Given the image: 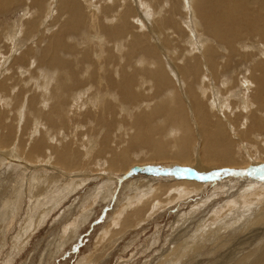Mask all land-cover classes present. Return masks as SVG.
<instances>
[{"label":"rangeland","instance_id":"374dc122","mask_svg":"<svg viewBox=\"0 0 264 264\" xmlns=\"http://www.w3.org/2000/svg\"><path fill=\"white\" fill-rule=\"evenodd\" d=\"M26 1L21 0L18 5L12 7L13 9L11 8L10 11H8L7 13L0 14V80L5 79V77L7 76H12L13 81L15 80L16 82L14 83V86H12L13 81L10 80L9 83L10 82L12 83H10L9 85L7 95L5 94L4 96V94L1 93V96H3V98H0V109L4 111L5 116L7 114L9 115L8 118L5 117L7 120L6 119L4 120L5 121L4 124L5 123L8 124L7 121H10V123L14 122L13 126L15 127L16 130L14 132V135H12L11 140H9L10 143L7 142L5 143V145H0V151L8 152V157H9L8 159L5 157L0 158L1 159L0 160V175H1L0 192L1 191L4 192L5 198L3 199L8 200V203L5 206V210H4L8 214L7 216L8 218L5 217L6 221L4 222V220L3 221L1 220L0 222L1 224L0 230H2L0 231V233L3 234L1 235L2 237L1 241L3 242L1 244L2 249L0 250V264H152V262H154L155 260H157L156 264L158 263L162 264L163 255L166 250H170V251L173 250L174 254H176L177 251H178L177 253H180L181 252L180 250H182V246H184L183 244H185L186 242L187 243L189 242L191 244L189 246L190 249L187 251H189V253L191 251L194 252L193 253L191 252L190 253L191 255H189L188 252H186L184 254V256L188 254V256L186 255L188 258H186L185 256L186 259H184V256L182 257L183 259L173 256L175 257L174 258L175 260L173 262L174 264H210V263L231 264L232 262H233L232 264H236L240 258H244V257H245V261L248 263H251L252 260H253L252 262L256 261L257 260L256 256H258L264 249L263 246L264 244V226H263L264 225V216H263L264 215V153H263L264 135L255 131L256 129L251 119L253 117H259V119L263 120L264 122V110L259 108L258 106L259 101L256 99L257 97L254 92L256 90V86L255 83L251 81L252 79L249 78L248 71L246 72V69L244 70L243 67L241 69L233 68L236 71H239V72H235L232 71L233 69H231V71L233 72L232 76H234V78L229 79L230 81L224 80L223 78H219L221 82L219 80H218L219 82L215 81L213 86L212 85L213 81L209 80L210 79L209 72L206 71V69L204 68L203 71L205 73L203 72L202 74L203 77L205 78L201 76V79H199V82L201 80V82L199 83L200 85L193 86V89H196V87H198L197 89L200 90L197 91L200 93L202 89L206 91V98L208 96L207 102L213 101V99H215L214 97L216 96L218 98H221L217 100L219 102L221 101L220 102L221 105H219V102L217 105L221 107V112L223 115L220 114L219 115L222 117L224 122H227L229 120L228 121V125L230 124V126H228L229 131H231V129L233 128V131L230 132L233 140H235V144L233 147L235 148V152L238 153L241 163L243 162L244 164V162L247 161L245 162L244 165H238L236 167L226 166L223 168L220 167V169L218 170H216L217 167L211 168L210 170H208L209 172L207 171L206 173H208L207 176L214 174L215 176L214 175L212 176L213 179L206 177L205 175H204L205 178H200L201 176L199 175L204 174V172L202 171V173H200L201 171L195 170V166L193 165L195 164L194 162L196 160H191L192 162H190V165H187V163L186 165L176 164L169 161H161L155 163L146 161L147 162L146 164L143 163L142 165L140 164L134 165L128 171L125 170L126 172H123L124 170L122 169L107 170L106 163L104 162L106 161L105 155L98 154L97 152L98 150H100L102 146L101 145L102 143L100 142L101 140L100 136L103 138L104 134L102 133H104L106 128L104 125L96 126L97 123L92 121V118L90 117L87 118L85 116L86 114L85 112L88 113L89 111L93 112L96 110V108L93 109V106L91 105V103H94V101L92 102L88 99V97L89 98L90 96L92 97L91 95L92 93L90 92L89 90L90 88L88 86V84H91V82L84 84V86L81 88L82 89L81 95L82 94L83 95L76 97L77 100H75V97H72L73 99L72 100L70 99L71 102L67 101L68 104L66 105V110H65L66 115L64 118L66 123L64 124V127L60 126L59 124L53 126V128H55L56 131H54V133L51 134L52 136H50L49 141L50 143H52L51 145L53 144L54 146L57 145L56 147H60L63 143L68 142L71 146L74 147V149H77L79 153L82 154L81 155L82 157H85L86 159L88 158L87 160H89L91 154H96L97 152L96 154L97 156H92V158L93 157L95 158L94 162H92V164L90 165L85 164L83 167L77 168L76 170L72 169L71 172V170L67 171L64 168H62L61 165L57 163L55 164L52 155L51 156L48 154L43 155L44 160L41 159L43 162L30 161L29 159L26 158L24 153H26V151L29 150V147L32 144L33 139L40 137L44 133V129L46 127L44 126V124L42 125L40 124L43 122L39 123L40 119L37 118L38 116H34L32 115V113H30V115L27 116V114L30 112L28 111L29 106L27 104V97L29 96V92L31 91L30 89L29 92H27L28 94L23 96V98L17 103L14 101L13 96L16 93H18V90H20L21 86L23 85V84L21 85V83H25L24 81L29 82L26 84L31 86L33 90H35V88L37 90V87L40 86V82H43V80L41 81L40 77L42 78L43 74L45 73V69H42L40 67L38 68V70L37 68L34 69L35 64L33 62L31 63V60H33V56H31L32 59H29L28 64H26L25 66L14 64V58H15L14 55L17 52H19V50L22 48V44L18 43L17 47H15L13 44H11V42L5 39L6 32L16 27L17 31L19 32H17L18 37L17 36L15 37H17L18 39L20 38L21 41L23 40L22 34L25 31L21 33L22 23L24 22L23 21L24 16L28 15L27 12L31 14V11L29 12V9L32 7V5H30L32 3V0H26ZM184 1L181 0V4H180L181 6H179L180 7L179 10L175 11V13L173 11L174 5L171 2V0H84L83 4L86 6V11L88 10L87 12L89 13L98 12L97 13L98 19L96 20H99V22L102 25L110 24L111 26H114L116 23L118 24L119 17L121 18L124 14L123 13L124 7L129 5L132 8V10H130L131 11L130 17H128L129 19L128 23H130V25H132L133 27L131 29L137 34H143L148 43H150L151 41V44H154L156 52H159V54L161 55L158 56L162 58L164 62L165 61L167 62L165 63L166 69L168 68L169 70L168 74L170 76L172 75L170 78H173L172 79L173 80L172 83L174 84L173 92L176 93L178 96H180V98L183 99L182 101H186L185 98L189 99V95L187 93L188 87L185 84H183L184 80H182V82L177 81L169 68L171 67V69H174L173 67H175L177 69L178 65L182 63L183 57H190L191 54L196 55L195 53H197V51H198L197 54L201 55L200 49L202 48H200L201 45L196 43L200 40L197 34L200 35L201 27H195L192 24H188V25L186 24L188 22V19L190 21L189 18L190 10H188L183 6L184 4H186ZM196 6H197V0L195 7ZM104 7L109 8L108 13L103 11ZM164 14L168 18L177 20L179 24L178 29L172 28L171 26L173 25H169L170 23H167L166 21L165 23L160 22L161 19H166L164 17ZM192 18L195 21L197 20L195 15L192 16ZM91 19L92 22L96 21L94 18H90L88 21L91 22ZM49 20H50L49 15H47V17H45V22L49 23ZM159 22L162 23V25L164 26L163 28H161ZM19 26L20 29L18 30ZM40 27L44 28L43 26ZM35 33H37V31ZM35 33L32 34L28 33V34L32 36ZM26 34L27 33L25 32L23 35ZM103 36H104V32L101 29L94 27L93 32H91L89 36L92 42H94L95 44L94 49H92L93 47H91V44L82 45V46L91 47L93 52L91 54V57L88 59L89 61L84 63L83 65V68H85L84 74L81 72L80 75L83 78H87L86 76L87 70L92 69L90 70L91 72L93 70L94 72H97L98 80L100 82H98L96 85L100 86L102 93H104L103 95L105 100L110 99L114 103L116 102V104H118L117 107L120 108L122 107L121 102L117 103V101L118 99L121 100V97L123 98V96L120 93L121 91L118 88L119 84L117 82L121 80L122 74L123 72H125V70L128 72L132 70L130 64L128 67L126 66L125 62L123 63V59L133 58L132 61H135L137 65L135 66V68L138 69V62H139L138 60L139 57L142 56L140 55L142 53L138 51V52H134L131 55H127V44H128L127 40H131L132 33H124L122 35L121 32L120 34L117 35L115 39H110V38L106 39ZM170 38H172L173 40ZM100 40H102L103 42ZM249 40L252 39H246L245 41L248 43L249 46H251V44H249L250 43ZM256 40H260L259 37H256ZM29 41L31 42L30 46L34 45L33 44L34 41L32 38ZM88 42L91 43L90 41ZM170 42L173 43L174 46L172 44L171 46ZM241 43H242L241 41L240 42L238 41L237 46L241 48L242 53L244 52L247 53L250 50L255 51L257 49V48H253V49L242 48ZM255 44H257V42ZM98 45L100 46V48ZM178 45L182 47L178 48L177 47ZM172 47H176V49L179 50V53L181 55L175 54L174 51L172 50L173 49ZM216 47L218 49V55L221 56L225 55V53L223 52L224 51L223 47H220L219 45H217ZM190 48L194 49V50L192 49L191 51L192 53L190 51L188 52ZM182 55L184 56L182 57ZM151 56L156 57L155 54L153 55L149 54L147 61L153 62L151 61L152 60ZM259 57L260 55H257L255 59L264 60V55H261L262 58ZM171 60L176 64H174ZM86 66H88L89 69H87ZM31 77L38 79L37 80L35 79L33 82L31 81ZM43 77H45V75ZM139 77L138 74L134 77L135 81H137L138 78V82H137L138 84L143 83V80L146 79L145 76L141 73H139ZM179 78L182 77H178V80ZM108 79H112L114 83V84L112 83L110 87H109L110 83L107 84ZM147 79L152 80L151 78H147ZM203 85H205L206 87ZM145 86L144 87L146 89L144 87L139 89H141L143 92H146V94L148 95L149 93H151L148 91L150 85L148 84ZM84 93H86L87 95ZM94 94H96L97 96L100 95L97 93ZM147 95L146 97H149ZM20 102H22V105H20L21 104ZM210 102L209 105H211ZM85 103L87 104V106ZM226 104L230 109L226 107L227 106ZM43 106L44 104L41 105L40 102V107L37 106V108L42 109ZM79 107L81 109H79ZM189 107L190 106H188L187 109L188 110L187 113H189V115L187 114L188 115L187 119L192 125V129L195 130L196 125H198L196 124L197 120L194 114H193L194 116L191 115L192 113L190 112L191 110H189ZM25 108H28V110ZM216 108L217 107H215L214 109ZM140 109L141 107L138 106L136 108V111L137 110L139 111ZM124 110L125 108L122 109L121 112L119 110L118 115L114 118L115 120L114 122L118 124L117 128H115L114 131L112 130L113 134L111 135V138L114 141L118 139L121 140L120 131L124 132V128H122L121 126L122 124L125 123L124 122L125 119H123V116L124 114H126L127 110L125 111ZM144 110H148V108H144ZM136 111L135 109H132V112L136 113ZM124 125L127 126L126 123ZM56 128L58 129V131ZM91 128H93L94 131L89 133V130ZM20 130H22L21 131L22 133L20 132ZM0 133H1L0 140L3 141V139L6 137V131H3V128L2 129L0 128ZM20 133L22 134V136ZM75 134L80 136L78 137ZM165 134L166 133H164L162 136H164ZM124 135L123 136L125 138L126 136H129L127 135V132ZM22 137H23V142H22L23 147L22 146L20 147V138ZM77 137L79 140H77ZM200 137L201 136L198 133V135L196 134L192 140V148L190 149V152L192 154V159L197 158V154H198L197 150L200 149V143H201ZM80 139L82 142L80 141ZM119 145L123 146L124 143L121 142V144ZM16 146L19 147V149L17 148L19 151L16 150ZM14 150H16V153H14L15 152ZM131 153L132 155L130 156V160L131 162H134L144 157L146 151L143 149L142 151L134 150ZM99 159H102V161L104 162L103 166L100 165L102 163L97 162V160ZM22 162L23 163L26 162L28 164L30 163L33 165L39 163L38 165L41 166L45 165L46 167L33 168L36 171L29 173V170L26 171L25 166L19 165ZM51 165L54 168L62 170L63 172L70 173V175L75 173L77 177H74L75 180H73V182L68 185V183H70L72 179H70L71 180L70 181L69 178L67 179L63 177L62 174H59L58 171L51 168L52 167ZM211 170H215L216 174L214 172H210ZM78 171L81 174H78ZM44 173L46 175H44ZM48 174L54 176L53 182H57L59 184L58 187L62 189L56 191L53 190L54 189L53 188L50 191V193H46L47 190H49V188L47 187L48 184H45L41 181L42 179H44V176H49ZM94 174L97 175V177H95ZM58 177H60V179ZM146 177H151V178L153 177L154 185L139 186V188L142 191L138 193L139 194L142 193L146 197L149 196L151 193L152 194L160 193V192L164 193L162 194V198L156 200L157 203L156 202L153 203V205H155L157 208L159 207V205L157 204L159 203L161 204V202H166L168 200L165 197L167 196L172 197V195L175 196L170 198L171 200L169 199L170 202L168 203L170 204H166V205L163 204L161 210L159 209L158 212H156L152 217L150 216L151 215L150 213H149L150 215L146 214L147 217L143 218V221L140 223L141 225H143L142 223H144L143 225L144 227L142 226L143 228L141 227V225L126 228L124 226V224L126 223V218L131 216V214L134 212L137 205L135 206L133 205L135 204V202L137 204V200H139L136 193L132 192V189L134 187V184H136V182L145 180ZM7 179L9 180L10 183L8 182ZM175 179L187 180V181L193 180L194 182L200 185L201 189L199 188L200 190L199 192H195L193 191V189H189L188 192L191 194L185 193L184 196L182 195L178 196V187L175 190L174 189L175 187L169 185L171 182L172 183L176 182ZM199 179H201V182L199 181ZM1 180H3L4 182ZM158 180H160V182ZM225 180L228 181L226 182ZM245 180H247L248 182L251 181L250 182L251 190H249L248 192L245 191L246 190L245 185H243L244 182H246ZM6 181L9 184V186H7L8 184H5ZM167 182L168 184H166ZM230 182H231V187H228L227 189H223V190L222 188L220 189V187H222L221 184L224 183L223 185L225 186L227 185V183L229 184ZM164 184L167 185L166 191H169L167 192V194L165 193L166 192L165 190L161 191V186H163ZM5 186H7L6 188L7 191L5 190ZM179 186L180 187L184 186L186 189H188L184 183L181 185L179 184ZM39 190H41V192ZM152 190L153 191L155 190L154 193ZM38 192H40V194H37ZM240 193H241L240 198L242 197L241 200L245 197L242 201L239 200L238 199L239 196H237L238 194L240 195ZM132 197L134 201L130 202V199H132ZM207 199H209L210 201H208ZM234 199H238L239 202L238 200H234ZM15 200H17V202ZM171 201H173V204ZM242 202L245 205H243ZM206 203H208L209 205H206ZM240 203L242 205H240ZM247 203L248 205H246ZM153 205L151 206L154 207ZM204 206L206 207L204 208ZM152 207L149 211L154 210L152 209ZM259 207L261 208L258 209ZM215 208H217V210ZM255 208L258 209V210L256 209L257 212L254 211ZM232 209L235 211H233ZM213 213L217 216L215 215L212 216ZM257 214L262 216L261 219L263 225L260 224L261 222L257 224L256 218L259 217V215ZM234 215H236L235 216L236 218H234ZM152 218L155 219L151 220ZM235 219L238 221L235 222ZM224 221L227 223L225 224ZM134 222H138L137 219L132 221V223ZM216 222L217 225L215 224ZM218 223H220V225ZM249 225H251V227ZM236 226L238 228L241 227L242 230L236 228ZM251 228L254 229L253 231L255 232H253ZM226 229L227 231L224 232ZM231 229H233L234 231H232ZM124 230L126 233L124 232ZM246 231L249 234H247ZM233 233H236V235ZM244 233H246L247 235ZM252 233H254L255 235ZM262 234L263 237H261ZM175 237L179 239L177 243H175L176 241L174 240ZM249 237L250 240L253 237V239L251 240L252 243L250 240L248 241ZM240 238L242 241L240 240ZM195 241L196 242L201 241L202 243L197 242L198 244H196ZM243 241L245 242V244ZM203 243L204 244L207 243L206 246H204ZM220 243H222L223 246L226 244V246L219 247V245L222 246ZM199 244L202 245V248ZM248 244H250L251 249ZM203 246L205 248H203ZM246 249H249L247 250V253H246ZM252 249L253 252H250L252 251ZM203 251L205 252L208 251L210 254L207 252L206 255L209 256H206L205 252ZM238 252L240 253V255ZM245 253L246 255L247 254L248 255L247 256L244 255ZM252 253H254L255 255H253ZM215 254H217V256ZM200 256L203 258L200 259L199 258ZM253 257H255V259ZM176 258L178 260H176ZM217 258L220 260H218ZM231 258L233 261H231ZM205 259L206 261L209 262H206ZM203 261H205V263Z\"/></svg>","mask_w":264,"mask_h":264},{"label":"bare ground","instance_id":"6f19581e","mask_svg":"<svg viewBox=\"0 0 264 264\" xmlns=\"http://www.w3.org/2000/svg\"><path fill=\"white\" fill-rule=\"evenodd\" d=\"M20 1L21 0H0V14L7 13L8 11H10V9L12 7H14L15 5H18ZM24 1H26V0H24ZM83 1L84 0H32V3L30 4V5H32V7L29 9V12L31 11V14L27 12L28 15L24 16V20H23L24 22L22 23L21 33L23 31H25L27 34L28 33L32 34V33H35L36 31H37V33H35L31 36L29 34L23 35L25 33L24 32L22 34V37H23L22 41L20 38H19L20 40L17 38L18 37L17 32H19V31H17L16 27H14L13 29H10V31L6 32V34H5V39L8 40L9 42H11V44H13L15 47H17L18 43L22 44V48L19 50V52H17L14 55L15 56L14 64L25 66L26 64H28V60L32 59L31 56H33V60H31V63L33 62L35 64L34 65L35 68L34 67L33 68L34 69L37 68V70L39 67L42 69H45V73L43 74V76L45 75V77H43V76H42V78L40 77L41 81L43 80V82H40V86L37 87L38 91L36 90V88H35V90H33V88L31 86L26 84L29 82L24 81L25 83H21V85L22 84L23 85L22 86L20 85L21 88H20V90H18V93H16L13 96L14 101L17 103L18 101H20L23 98V96L28 94L27 92H29V89H30L32 92L30 91L29 96L27 97V104L29 106V110H28V108H25L28 111H30L27 114V116L30 115V113H32V115H34V116H38L37 118L40 119L39 123L43 122L40 124L41 125L44 124V126L46 127L44 129V133L40 137L33 139V142L30 145L29 150H28L29 152L26 151V153H24L26 158L29 159L30 161H37V162L39 161L40 162V161L44 160L43 155H46V154H48L50 156L52 155L53 161L55 162V164L57 163V164L61 165L62 168H64L65 170H67V171L71 170V172H72V169L76 170L77 168L83 167L85 164H89V165L92 164V162H94V160H95V158L93 157L94 158L93 159L92 156H97L96 155L97 152H98V154H104L105 155L106 161H104V162L106 163L107 170L108 169L109 170L110 169L111 170L122 169V170H124L123 172H126L125 170L128 171L134 165H139V164L142 165L143 163L146 164L147 163L146 161H149L151 163L152 162L155 163V162H161V161H169V162L176 163V164L186 165V163H187V165H190V162H192L191 160H196L194 162L195 164L193 165V166H195V170L201 171L200 173H202V171L204 172V174L199 175V176H201L200 178H205V176L212 178V176L214 174L207 176L208 173H206V172L213 167H215V168L217 167L216 170H218V169H220V167L221 168L226 167V166H233V167L235 166L236 167L238 165H244L245 162H247V161H245L244 164H243V162L241 163L240 157H239L238 153L235 152V148L233 147L235 144V140H233L231 133H230L231 131H233V128L231 127L232 129L230 128L231 131H229L228 130V126H230V124L228 125L229 120L227 122H224L222 117L220 116V115H223L221 112V107L219 106V105H221L220 104L221 101L219 102L217 100L221 99V98H218L217 96L214 97L215 99H213V101H211V102L209 101L211 103V105H209V102H207L208 96L206 98V91L201 88L202 91L200 93V92H198L200 89L198 90L197 89L198 87H196V89H193V86L200 85L199 83L201 82V80L199 82V79H201V76L203 77L202 73L204 72L203 71L204 68L206 69V71L209 72V75H210L209 80L213 81L212 85L214 86L215 81H218L219 78H223L224 80L230 81L229 79L234 78V76H232L233 75L232 71L239 72V71H236L235 69H239V68L241 69L243 67L244 70L246 69V72L248 71L249 78L252 79L251 81L253 83H255L256 90L254 92H255L256 97H257L256 99L259 101L258 106H259V108L264 110V60L263 59L262 60L261 59H255V57H257V55H260V57H261V55H264V0H197V6L196 7H195L196 0H186V1L183 0L186 4H184V2H183L184 5L183 4L182 5L185 8H187L188 10H190V13H189L190 14V16H189L190 21L188 19V22L186 21L187 22L186 24L187 25L192 24L195 27H201L200 35L197 34V36L200 40L196 43L201 45L200 48H202V49H200L201 55L197 54L198 53L197 50H196L197 53H195L196 55L191 54L190 57H183L184 55H182V57H183L182 63L180 65H178L177 69L175 67H173L174 69H171V67L169 68L170 71L172 72V74L175 76L176 80L181 81V82H182V80H184L183 84H185L188 87V92H187V90H186V92L189 95V99L185 98L186 101H182L183 99H181L180 96H178L176 93L173 92L174 91L173 90L174 84L172 83L173 78H170L172 75L170 76L168 74V71H169L168 68L166 69L165 63H167V62L166 61L164 62V60H162V58L159 57L161 55L159 54V52H156L154 44H151V41H150V43H148L143 34H137L131 29L133 27H132V25H130V23H128V20H129L128 17H130V14H131L130 10H132V8L129 5L124 7V12H123L124 14L121 18L119 17L118 24L116 23L114 26H111L110 24L102 25L99 22V20H96V19H98L97 18V16H98L97 11H96L97 13L87 12L88 10L86 11V6L83 4ZM171 2L174 5L173 11L175 13V11L179 10V8H180L179 6H181L180 5L181 0H171ZM191 2L193 3V6H192ZM26 3H27V1H26ZM103 11L108 13L109 8L104 7ZM100 12H101V10H100ZM101 14H102V12H101ZM47 15H49V19H50L49 23L45 22V17H47ZM194 15L196 16V19H197L196 21H198V22H196L192 18V16H194ZM164 17L166 19H161L160 22L165 23V21H166L167 23H170L169 25L174 26V27L171 26L172 28L178 29L179 24H178L177 20H173L171 18H168L165 16V14H164ZM90 18H94L96 21L92 22V19H91V22H89L88 20ZM160 22H159V24H160L161 28H163L164 26ZM40 26H43L44 28H41ZM94 27L101 29L104 32L103 37H105L106 39L107 38L115 39L117 37V35L120 34L121 32H122V35L124 33H132L131 40H127V43H128L127 44V55H131L134 52H138V51H140V53H142V54H140L142 56H140L139 60H138L140 62V63L138 62V69L135 68V66H137V65H136L135 61H132L133 58L123 59V63L125 62L126 66H128V67L130 64L132 70H130V72L125 70V72H123V74H122L121 80H119L117 82L119 84L118 88L121 91L120 93L123 96V98L121 97V100L118 99V101H117V103L121 102L122 107H120V108L117 107L118 104H116V102L114 103L110 99L105 100L104 95H103L104 93H102L100 86L96 85L98 82H100L98 80V73L97 72H94V70L91 72L90 70H92V69H90V70H87V73H86L87 78H83L80 75L81 72L84 74L85 68H83V65H84V63L89 61L88 59L91 57V54L93 52L92 49H94V47H95L94 42H92V40L89 37L91 32H93ZM166 28H168V27H166ZM5 29H6V27H5ZM19 29H20V26H19L18 30ZM179 30H181V29H179ZM15 36H17V37H15ZM24 36H26V37H24ZM169 36H171V35H169ZM256 37H259L260 40H256ZM31 38L34 41L33 42L34 45H32V46H30L31 42L29 41ZM172 38H170V39H172ZM188 39H190V38H188ZM246 39H252V40H249V42H250L249 44H251V46H249L248 43L245 41ZM82 41H84V42H82ZM88 41H90L91 43H89ZM100 41H102V40H100ZM154 41H157V40H154ZM238 41L242 42L241 43L242 48H245V49L246 48L247 49L248 48H250V49L251 48L252 49L257 48V49L255 51L250 50V51H248L249 53L248 52L242 53L241 48H239L237 46ZM256 42H257V44H255ZM90 44H91V47H93L92 49L89 46H82V45H90ZM171 44L173 45V43L170 42V45ZM215 45L216 46L219 45L220 47H223V49H224L223 52L225 53V55H223V56L218 55V49ZM177 47L179 48L180 46L178 45ZM99 48H100V46H99ZM172 48H173L172 50L174 51L175 54L181 55L179 53V50L176 49V47H172ZM197 48H199V47H197ZM192 49L193 48H190V50H188V52L189 51L191 52ZM181 52H182V50H181ZM149 54L150 55L155 54L156 57L151 56V59H152L151 61H153V62L147 61ZM180 59H182V58H180ZM232 60H234L235 62ZM174 64H176V63H174ZM86 68L89 69L88 66H86ZM233 68H235V69H233ZM231 69H233V70L231 71ZM139 73L143 74L146 78L143 80V83H140V84L137 83L138 78H137V81L134 80V77L137 74L139 77ZM117 75H118V73H117ZM207 75H208V73H207ZM178 77H182V78H179V80H178ZM147 78H151L153 81L148 80ZM203 78H205V77H203ZM35 79L37 80L38 78L31 77V81L34 82ZM10 80L13 81L12 76H7V77H5V79L0 80V96H1V93L4 94V96H5V94L7 95L9 85H10V83H12V82L9 83ZM197 81H198V83H197ZM90 82H91V84H88V86L90 88L89 89L90 92L92 93V94L90 93L92 95V97L90 96V98L88 97V99L92 102L94 101V103H91V105L93 106V109L96 108V110L93 112L89 111L88 113L85 112L86 113L85 116L87 118H89V117L92 118V121L97 123L96 126L104 125L106 130L104 131V133H102V134H104L103 138L99 135L101 138L100 142L102 143L100 150H98L96 152V154H91V156L89 155L90 156L89 160H87L88 158L86 159L85 157H82L81 156L82 154H80L77 149H74V147L71 146L68 142L63 143L62 145L60 144L61 145L60 147H56L57 145H55V146H54V144L51 145L52 143H50L49 138H50V136H52L51 134H53L54 131H56L55 128H53V126L59 124L60 126L64 127V124L66 123L64 118L66 115V113H65L66 112L65 111L66 105L68 104L67 101L71 102V100L73 99L72 97H75V100H77L76 97L82 96L83 94L81 95V93H82L81 88L84 86V84H87ZM139 82H141V81H139ZM14 83H16L15 80L12 83L13 85L12 84L11 85L14 86ZM108 83H110L109 84V87H110V85L113 83L112 79H108L107 84ZM148 84L150 85V88L148 91L151 93H149L147 95L146 92H143L139 88H142ZM32 85H34V84H32ZM205 85H203V86H205ZM234 92H236V91H234ZM94 93H97L100 95L97 96ZM84 94H86V93H84ZM146 95L149 97H146ZM0 98H3V96H1ZM151 98H153V99H151ZM40 102H41V105L44 104L42 109L37 108V106L40 107ZM218 102H219V105H217ZM20 103H21L20 105H22V102H20ZM122 104L124 106H126L127 108L124 107ZM86 106H87V104H86ZM138 106L141 107V109L139 111L138 110L136 111V108ZM188 106H190L189 110H191L190 111L192 113L191 115L194 114L196 117V120H197L196 124H198V125H196L195 130L192 129V125L190 124L189 120L187 119L188 118L187 116L189 115V113H187L188 112V110H187ZM80 107H79V109H81ZM123 107L125 108V110H127L126 114L123 113L124 114L123 119H125L124 122L126 123L127 126H125L124 125L125 123L123 122L124 124H122L121 126H122V128H124V132L120 131V134H121L120 139L121 140L118 139V140L114 141L111 138V135L113 134L112 130L114 131L115 128H117V126H118V124H116L114 122L115 121L114 118L118 115L119 110L121 112L122 109H124ZM215 107H217V108L214 109ZM226 107H228V105ZM144 108H148V110H144ZM132 109H135L136 113L132 112ZM228 109H230V108L228 107ZM222 110H223V108H222ZM8 116H9L8 114L5 116L4 111L0 109V128L1 129L3 128V131H6V137L4 136L5 138L3 139V141L0 140L1 141L0 145H5V143L9 142V140H11L12 135H14V132L16 131L15 127L13 126L14 122L10 123V121H7L8 124L7 123L4 124V122H5L4 120L6 119L5 117L8 118ZM29 118H31V117H29ZM220 118H221V120H220ZM12 119H10V120H12ZM27 119H28V117H27ZM251 121L253 122V125L255 126V129H256L255 131L264 135V122H263V120H260L259 117H253L251 119ZM65 126H67V125H65ZM113 127H114V129H113ZM21 131L22 130H20V132ZM57 131H58V129H57ZM92 131H94L93 128H91L89 130V133ZM1 132H2V130H1ZM126 132H127V135H129V136H126V138H125L124 134ZM164 133H166V134L164 136H162ZM198 133L201 136L200 137V139H201L200 149L197 148V149H199V150H197L198 151L197 152L198 153L197 158L192 159V154L190 152V149L192 148V140L196 134L198 135ZM29 134H26V135H29ZM38 134H40V133H38ZM21 136H22V134H21ZM76 136H78V135H76ZM78 137H77V140H79ZM1 138H2V136H1ZM91 138H92V135H91ZM80 141H81V139H80ZM22 142H23V137L20 138V147L22 146ZM121 142L124 143L123 146L119 145V144H121ZM17 148L19 149V147L16 146V150L19 151ZM142 149L146 151L145 156L142 158L139 157L140 159H138V160H140V161L136 160L134 162H131V160H130V156L132 155L131 152L134 150L142 151ZM16 150H14L15 151L14 153H16ZM21 152H23V151H21ZM92 153H94V152H92ZM140 153H142V152H140ZM88 154H89V152H88ZM18 155H19V153H18ZM1 157H3V158L5 157L8 159L9 158L8 152L0 151V158ZM87 157H88V155H87ZM97 158H99V157H97ZM10 162H12V161H10ZM97 162L102 163V164H100L102 166L104 165V162L102 161V159L97 160ZM16 164H17V162H16ZM38 164L36 163L33 165L30 163L28 164L26 162L25 163L22 162L19 165L25 166L26 171L29 170V173H30V172L36 171L33 168L46 167L45 165L41 166ZM51 168L58 171L59 174L63 175V177H65L67 179L69 178V180L72 179V181L70 180L71 182L68 183V185L71 184L73 182V180H75L74 177H77V175L75 173L70 175V173L63 172L62 170L54 168L53 166ZM1 172H2V170H1ZM8 172H10V171H8ZM210 172L215 173V170H211ZM78 174H81V173H79V171H78ZM44 175H46V174L44 173ZM50 175L44 176V179H42V181H41L45 184H48L47 187L49 188V190H47L46 193H50V191L53 188H54L53 190H56V191H59L60 189H62V188L58 187L59 184L57 182H53L54 176H52V175L50 176ZM88 175H90V174H88ZM38 176H40V175H38ZM6 177H4V178H6ZM41 177H42V175H41ZM95 177H97V175H95ZM153 177L152 178L146 177L145 180H141V181L137 180L138 182H136V184H134L132 192L136 193L139 200L136 199L137 204L135 202V204L133 206L137 205V207L135 208V210L131 214V216H129L130 218L129 217L126 218V223L124 224V226L126 228L141 225L140 223L143 221V218L147 217L146 214L150 213L151 215L150 214L149 215L152 217L156 212H158L159 209L161 210V208L163 207V204H165V205L170 204V203H168L171 200L170 198L175 196V195H172V197H170V196L165 197L168 200L166 202H161V204L158 202L159 204H157V205H159V207L157 208L155 205H153V203H155L156 200L162 198V194H164V193H161V192L160 193H154L155 190L154 191L152 190L154 194L151 193L147 197L144 196V194H142V193L139 194L138 192L142 191L139 188V186H146V185H149V186L152 185L153 186L154 185L153 184V182H154ZM194 177H196V176H194ZM58 178L60 179V177H58ZM1 181H3V180H1ZM55 181H56V179H55ZM158 181L160 182V180H158ZM178 181H181V182H178ZM199 181L201 182V179H199ZM245 181L246 182H244L243 185H245V189H246L245 191L248 192L249 190H251V187H250L251 181L250 182H248L247 180H245ZM8 182H9V180H8ZM183 183L185 184V186L188 189H186L184 186L183 187L179 186V184L181 185ZM5 184H8L7 181ZM166 184H168V182ZM166 184L161 186V191L162 190L166 191V189H167ZM223 184H221L222 187H220V189L222 188V190L227 189L228 187H231V182L229 184L227 183V185H225V186ZM169 185L175 187L174 188L175 190L178 187V196L179 195L184 196L185 193L191 194L188 192L189 189H193V191H195V192L200 191L199 190L200 185L197 184L196 182H194L193 180H190V181L176 180V182H173V183L171 182ZM7 186H9V184ZM7 186H5V190H6ZM76 188H77V186H76ZM64 189H65V187H64ZM41 190H39V191L41 192ZM40 192H38L37 194H40ZM167 192H169V191H166L165 193L167 194ZM4 195H5L4 192L1 191L0 192V222H1V220L2 221L4 220V222H5L6 218H8L7 217L8 214L6 213V211H4L5 206L8 203V200L3 199V198H5ZM106 195H107V193H106ZM187 196H189V195H187ZM237 196H239L238 199L241 200V198H242V197L240 198L241 193H240V195L238 194ZM8 198H9V196H8ZM238 199H234V200H238ZM17 200H15V201L17 202ZM207 200L210 201L209 199H207ZM239 200H238V202H239ZM245 200H247V199H245ZM249 200H250V198H249ZM249 200H248V202H249ZM132 201H134L133 197H132V199H130V202H132ZM171 202L173 204V201H171ZM224 204H226V203H224ZM151 205H153L154 207H152ZM206 205H209V204L206 203ZM240 205H242V204L240 203ZM243 205H245V204L243 203ZM246 205H248V203ZM170 206H172V205H170ZM151 207L154 210L149 211L151 209ZM205 207L206 206H204V208ZM197 208H199V207H197ZM217 208H215V209L217 210ZM241 208H242V206H241ZM260 208L261 207H259L258 209H260ZM256 209L257 208H255L254 211H256ZM233 211H235V210H233ZM236 212H237V210H236ZM259 212H260V210H259ZM214 215L215 214L213 213L212 216H214ZM246 215H248V214H246ZM257 215H259V214H257ZM215 216H217V215H215ZM235 216L236 215H234V218H236ZM230 217H228V218H230ZM249 217H250V215H249ZM261 217L262 216L259 215V217L256 218L257 224H259V222H261L260 224H262ZM222 218H224V217H222ZM232 218H233V216H232ZM135 219H137L138 222L132 223V221ZM154 219L152 218L151 220H154ZM237 221L238 220L235 219V222H237ZM210 223H211V221H210ZM220 223H218V224L220 225ZM226 223L227 222H225V224ZM142 224L144 225V223H142ZM148 224H149V222H148ZM215 224L217 225V222ZM143 225H141V227ZM223 226H224V224H223ZM228 226H229V224H228ZM249 226L251 227V225H249ZM245 227H246V224H245ZM232 228H233V226H232ZM236 228H238V227L236 226ZM238 229H241V227H239ZM231 230L234 231L233 229H231ZM253 230L254 229H252V231ZM0 231H2V230H0ZM226 231H227V229L224 232H226ZM124 232H125V230H124ZM236 232H237V230H236ZM253 232H255V231H253ZM246 233H247V231H246ZM246 233H244V234H246ZM192 234H193V232H192ZM233 234L236 235V233H233ZM233 234H231V235H233ZM247 234H249V233H247ZM252 234H254V233H252ZM1 235H3V234L0 233V250L2 249L1 244L3 242V241H1V238H2ZM248 236H250V235H248ZM261 237H263V234L261 235ZM252 239H253V237H252ZM174 240H176L175 243H177L179 241V239L177 237H175ZM240 240H241V238H240ZM249 240H250V237L248 238V241ZM223 241H222V243H223ZM197 242H201V241H197ZM197 242H196V244H198ZM222 243H220V244L222 245ZM224 243H226V242H224ZM246 243H249V242H246ZM251 243H252V241H251ZM206 244H204V246H206ZM244 244H245V242H244ZM183 245L184 246L181 245L182 250H180L181 251L180 253H177L178 252L177 251L176 254H174L173 250H171V251L166 250L164 252V255H163V263L162 264H172L175 260L174 259L175 257H173V256L179 257L181 259L186 252H188L189 255H191L190 254L191 252L192 253L194 252V251H191L189 253V251H187L190 249L189 246L191 245L189 242L188 243L186 242ZM199 245L202 248V245L201 244H199ZM248 245L250 246V244H248ZM204 246H203V248H205ZM224 246H226V244ZM224 246L219 245V247H224ZM263 246H264V244H263ZM178 247H179V245H178ZM193 247H195V246H193ZM191 248H192V246H191ZM238 248H240V247H238ZM241 248H242V245H241ZM243 248H244V246H243ZM250 249H251V246H250ZM247 250H249V249H246V253H247ZM167 251H169V252H167ZM243 251H245V250H243ZM172 252L174 255L172 254ZM198 252H199V250H198ZM203 252H205V251H203ZM203 252H202V254H203ZM207 252H205V255ZM213 252H214V250H213ZM250 252H253V249ZM246 253L244 255H246ZM254 253H252V254L255 255ZM188 254H186V255L188 256ZM215 255L217 256V254H215ZM228 255H230V254H228ZM239 255H240V253H239ZM185 256H184V259L188 258L187 256L185 258ZM206 256H209V255H206ZM223 257H222V259H223ZM256 257H257L256 258L257 260L254 262H252L253 261L252 260L251 263L246 262L245 257L240 258L236 264H264V249ZM199 258L201 259L203 257L200 256ZM204 258H206V257H204ZM253 258L255 259V257H253ZM176 260H178V259L176 258ZM192 260H193V258H192ZM218 260H220V259H218ZM156 261L157 260L152 262V264H156ZM205 261H206V259H205ZM205 261H203V262L205 263ZM224 261H225V259H224ZM231 261H233L232 258H231ZM206 262H209V261H206ZM192 263H194V262H192Z\"/></svg>","mask_w":264,"mask_h":264}]
</instances>
